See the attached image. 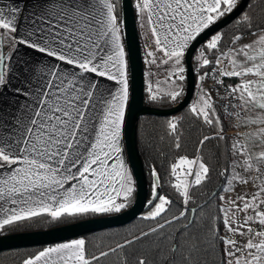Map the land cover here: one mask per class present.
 <instances>
[{
    "label": "crops",
    "instance_id": "1",
    "mask_svg": "<svg viewBox=\"0 0 264 264\" xmlns=\"http://www.w3.org/2000/svg\"><path fill=\"white\" fill-rule=\"evenodd\" d=\"M236 1L138 0L145 77L155 53L185 52ZM1 57L0 227L115 206L134 180L123 139L129 65L114 0H0ZM83 244L48 245L24 264H85Z\"/></svg>",
    "mask_w": 264,
    "mask_h": 264
},
{
    "label": "trees",
    "instance_id": "2",
    "mask_svg": "<svg viewBox=\"0 0 264 264\" xmlns=\"http://www.w3.org/2000/svg\"><path fill=\"white\" fill-rule=\"evenodd\" d=\"M217 18L230 12L239 2ZM138 0H132L135 8ZM121 19V0H114ZM264 30V0H249L230 23L212 34L194 51L201 60L195 67L199 77L215 67L238 37ZM182 69L165 78L145 77L144 102L154 108H170L180 101L186 88L184 52ZM144 72L146 69L143 57ZM230 81L235 82L232 76ZM209 99L200 107L190 103L169 116L141 115L136 143L148 183V205L131 222L82 235L85 264H227L224 220L220 194L231 169V151L236 140ZM196 159L204 165L202 177L184 188L176 179L179 159ZM131 174V173H130ZM132 179V175H130ZM118 197L111 208L62 213H41L17 219L0 227V235L46 229L85 218L109 215L128 208L135 197V183ZM51 245V244H49ZM44 246L0 251V264H24Z\"/></svg>",
    "mask_w": 264,
    "mask_h": 264
},
{
    "label": "rangeland",
    "instance_id": "3",
    "mask_svg": "<svg viewBox=\"0 0 264 264\" xmlns=\"http://www.w3.org/2000/svg\"><path fill=\"white\" fill-rule=\"evenodd\" d=\"M201 60L197 55L194 68ZM219 69L228 66L244 99L246 117L230 134L236 140L231 151V169L220 194L226 223L227 264H264V31L238 37L217 59ZM147 70L148 84L156 76L165 78L173 69H182V57L155 53ZM199 77L191 99L200 108L209 99ZM204 165L196 159L181 158L176 165L178 182L188 187L204 173Z\"/></svg>",
    "mask_w": 264,
    "mask_h": 264
},
{
    "label": "water",
    "instance_id": "4",
    "mask_svg": "<svg viewBox=\"0 0 264 264\" xmlns=\"http://www.w3.org/2000/svg\"><path fill=\"white\" fill-rule=\"evenodd\" d=\"M248 1L240 0L230 12L197 34L184 52L186 88L183 98L170 108H154L146 105L144 102L145 79L143 54L136 26L133 3L132 0H121V25L128 56L130 80V95L124 121L123 139L128 166L135 183L134 200L128 208L117 213L85 218L46 229L1 234L0 251L59 243L98 230L122 226L134 220L147 207L148 183L136 143L138 118L141 115H173L190 103L196 86L195 68L192 61L194 51L212 34L236 18L244 10ZM3 62L4 59L1 57L0 73L3 72Z\"/></svg>",
    "mask_w": 264,
    "mask_h": 264
},
{
    "label": "built area",
    "instance_id": "5",
    "mask_svg": "<svg viewBox=\"0 0 264 264\" xmlns=\"http://www.w3.org/2000/svg\"><path fill=\"white\" fill-rule=\"evenodd\" d=\"M219 67L216 61L215 67L204 73L203 84L222 118L238 126L246 117L244 99L236 83L229 80L233 70L226 66L223 71ZM237 129L230 128L228 133L238 131Z\"/></svg>",
    "mask_w": 264,
    "mask_h": 264
}]
</instances>
